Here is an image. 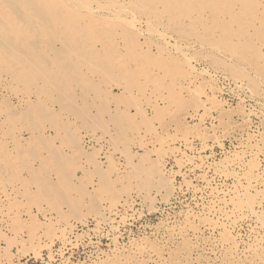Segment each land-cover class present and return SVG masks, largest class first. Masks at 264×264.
I'll use <instances>...</instances> for the list:
<instances>
[{
  "label": "rangeland",
  "instance_id": "374dc122",
  "mask_svg": "<svg viewBox=\"0 0 264 264\" xmlns=\"http://www.w3.org/2000/svg\"><path fill=\"white\" fill-rule=\"evenodd\" d=\"M0 41V264H240L264 236V0H0Z\"/></svg>",
  "mask_w": 264,
  "mask_h": 264
},
{
  "label": "bare ground",
  "instance_id": "6f19581e",
  "mask_svg": "<svg viewBox=\"0 0 264 264\" xmlns=\"http://www.w3.org/2000/svg\"><path fill=\"white\" fill-rule=\"evenodd\" d=\"M29 2L30 1H28V4H29ZM74 2V1H73ZM73 2H72V4H73ZM80 2H82V1H80ZM79 2V3H80ZM77 4V3H76ZM70 6H73V5H70ZM117 7V9H120V8H122L121 6L120 7H118V5H116ZM20 9V8H19ZM121 10V9H120ZM114 11V10H113ZM115 12V11H114ZM23 13V12H22ZM19 15V14H18ZM17 15V16H18ZM26 16V15H25ZM23 18V17H22ZM25 19H26V17H25ZM46 27V26H45ZM218 33V32H217ZM161 36V35H160ZM8 39V38H7ZM2 41V40H1ZM0 41V42H1ZM4 42V41H3ZM6 44V43H5ZM12 44V43H11ZM178 45V44H177ZM7 46H9V48H11L10 47V45H7ZM178 48V47H177ZM213 51V50H212ZM219 53V52H218ZM218 56V55H217ZM222 58V57H221ZM193 66V65H192ZM189 68H191L190 66H189ZM192 69V68H191ZM195 70V69H194ZM200 72V71H199ZM204 72V71H203ZM203 72H201V73H203ZM193 74V73H192ZM207 97V96H206ZM191 143V142H190ZM184 145V144H183ZM187 145V144H186ZM190 146V145H189ZM188 147V146H187ZM238 163V162H237ZM241 164V163H240ZM257 164V163H256ZM254 165V164H253ZM237 166V165H236ZM259 166V165H258ZM256 170H257V168H256ZM253 171V170H252ZM255 174V173H254ZM257 174V173H256ZM222 175H223V173H222ZM225 175V174H224ZM228 175H230V174H228ZM236 176V175H235ZM234 176V177H235ZM260 176V175H259ZM259 176H257V177H259ZM231 177H232V175H231ZM239 177V176H238ZM256 177V178H257ZM261 177V176H260ZM244 178V177H243ZM224 179H226L225 177H224ZM258 179V178H257ZM235 180H237V179H235ZM245 180V179H244ZM238 183H240V182H238ZM260 184H261V182H260ZM259 184V185H260ZM235 185V184H234ZM245 184H243V186H244ZM251 185V184H250ZM255 185V184H254ZM240 187V186H239ZM233 188H234V186H233ZM235 189V188H234ZM244 189H245V187H244ZM243 189V190H244ZM255 190V189H254ZM232 191H233V189H232ZM238 191V190H237ZM236 191V192H237ZM245 191V190H244ZM241 193V192H240ZM245 193V192H244ZM243 193V194H244ZM249 193V192H248ZM216 194V193H215ZM223 194H224V192H223ZM238 193H236V195H237ZM246 194V197H249V195H247V193H245ZM250 194V193H249ZM253 194V193H252ZM238 195H240V194H238ZM224 196V195H223ZM245 195H243L242 196V194H241V197L240 198H242V197H244ZM228 197V196H227ZM233 197H235V196H233ZM237 197V196H236ZM235 197V198H236ZM251 197V196H250ZM219 198V197H218ZM245 198V197H244ZM225 199V198H224ZM229 199H231L230 197H229ZM239 199V198H238ZM247 199V198H246ZM245 199V200H246ZM235 200V199H234ZM240 200V199H239ZM238 200V201H239ZM242 200V199H241ZM248 200V199H247ZM211 201V200H210ZM218 201V200H217ZM220 202H221V200H219ZM232 201V200H231ZM236 201V200H235ZM263 201V200H262ZM219 202V203H220ZM229 202V201H228ZM244 202V201H243ZM246 202H248V201H246ZM250 202V201H249ZM230 203V202H229ZM233 203H234V201H233ZM238 203H240V202H238ZM242 203V202H241ZM209 204V203H208ZM224 204V203H223ZM232 204V203H231ZM235 204H236V202H235ZM248 204V203H247ZM254 204V203H253ZM258 204H260V203H258ZM212 205V204H211ZM226 205V204H225ZM234 205V204H233ZM240 205V204H239ZM242 205V204H241ZM264 205V204H263ZM210 206V205H209ZM238 206V205H237ZM208 207V206H207ZM224 207V206H223ZM242 207V206H241ZM246 207H249V206H246ZM218 208V207H217ZM236 208V206L234 207V209ZM263 208V207H262ZM221 209V208H220ZM237 209V208H236ZM241 209V208H240ZM243 209V208H242ZM246 210H248V209H246ZM240 211V210H239ZM245 211V210H244ZM249 212H250V210H248ZM255 212H256V210H255ZM260 212H262V211H260ZM218 213V212H217ZM251 213V212H250ZM204 214V213H203ZM212 214V213H211ZM213 214H215V211H214V213ZM212 214V215H213ZM220 214V213H219ZM225 214V213H224ZM232 213H229V215H231ZM253 214H254V212H253ZM261 214V213H260ZM260 214H258L257 216H260ZM232 215H234V214H232ZM238 215V214H237ZM241 215V214H240ZM208 216V215H207ZM243 216V215H242ZM242 216L240 217V218H242ZM256 216V215H255ZM256 216V217H257ZM261 216H263L264 217V215H261ZM216 217H218V216H216ZM245 217H246V215H245ZM201 218V217H200ZM258 219H260V217H257ZM234 219V218H233ZM256 219V218H255ZM264 219V218H263ZM215 220H217L216 218H215ZM253 220V219H252ZM231 221V220H230ZM257 221V220H256ZM264 223V221H261V223ZM229 223V222H228ZM233 223V222H232ZM235 223V222H234ZM240 223V222H239ZM263 223H262V227H263ZM190 225V224H189ZM217 225V224H216ZM220 225V224H219ZM223 225V224H222ZM224 225H225V223H224ZM239 225V224H238ZM246 225V224H245ZM255 225V224H254ZM253 225V227H255ZM260 225V224H259ZM188 226V225H187ZM210 226V225H209ZM184 227V226H183ZM189 227V226H188ZM224 227V226H223ZM222 227V228H223ZM179 228V227H178ZM192 228V227H191ZM206 228V227H205ZM228 228V227H227ZM226 228V229H227ZM166 229V228H165ZM180 229V228H179ZM253 229V228H252ZM264 229V228H263ZM190 230V229H189ZM206 230V229H205ZM209 230V229H208ZM225 230V229H224ZM212 231V230H211ZM196 232V231H195ZM219 232V231H218ZM184 233V232H183ZM193 233V232H192ZM211 233V232H210ZM221 233H222V231H221ZM227 233V232H226ZM257 233V232H256ZM182 234V233H181ZM252 234V233H251ZM210 235V234H209ZM217 235V234H216ZM219 235V234H218ZM260 235V234H259ZM225 236V235H224ZM179 237V236H178ZM182 237V236H181ZM233 237V236H232ZM254 237V236H253ZM212 238H214V237H212ZM217 238V237H216ZM256 238V237H255ZM230 242H231V240H229ZM228 241V242H229ZM239 241V240H238ZM254 241V240H253ZM172 243V242H171ZM228 246H229V244H227ZM248 245V244H247ZM227 246V247H228ZM232 246H234V245H232ZM216 247V246H215ZM145 248V247H144ZM231 248V247H230ZM219 250V249H218ZM236 250V249H235ZM226 251H227V248H226ZM229 251H234L233 249L232 250H230L229 249ZM244 251V250H243ZM220 252V251H219ZM129 253V252H128ZM141 254H142V252H141ZM228 254V253H227ZM234 254H235V252H234ZM182 255V254H181ZM230 255H232L231 253H230ZM246 257H243V259H245V260H243V259H240V264H264V236H263V234H262V236L261 237H259V238H257V239H255V242H253V245L252 246H250L249 247V251H246V253L244 254ZM229 256V255H228ZM229 257H233V256H229ZM240 257V256H239ZM153 258V257H152ZM235 258V257H234ZM150 259V258H149ZM213 260V259H212ZM229 260H231V259H229ZM185 261V260H184ZM235 263V262H234ZM239 263V262H238ZM233 264V263H232Z\"/></svg>",
  "mask_w": 264,
  "mask_h": 264
}]
</instances>
